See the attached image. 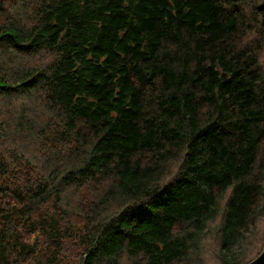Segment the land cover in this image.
<instances>
[{
    "label": "trees",
    "instance_id": "1",
    "mask_svg": "<svg viewBox=\"0 0 264 264\" xmlns=\"http://www.w3.org/2000/svg\"><path fill=\"white\" fill-rule=\"evenodd\" d=\"M263 20L264 0H0V264H62L63 190L91 182L105 187L72 209L87 213L77 264H190L219 215V264L251 261L264 70L239 34L261 46ZM15 96L52 117L3 123ZM24 131L49 158L34 178L6 144ZM60 138L74 158L53 151Z\"/></svg>",
    "mask_w": 264,
    "mask_h": 264
},
{
    "label": "rangeland",
    "instance_id": "2",
    "mask_svg": "<svg viewBox=\"0 0 264 264\" xmlns=\"http://www.w3.org/2000/svg\"><path fill=\"white\" fill-rule=\"evenodd\" d=\"M239 36H241V46L242 49H244L245 43L252 41L251 47L254 48L256 51H258L257 59L259 61L260 66L264 70V43L261 44V46L256 45L258 38H245V32H242V29L240 31ZM257 37V36H256ZM49 57L47 55H42L39 57H34L33 60L30 62L32 66H43ZM38 100H41L38 98ZM12 101V102H11ZM11 101L9 100V103L7 105H4V107L1 108V114L3 116L4 122L10 121L9 118L15 119L19 114H22L24 111H32L33 113L28 114L29 120L32 122L37 121L40 123H43L47 120V118H51L50 115L51 111L47 110V103L44 101L45 104L39 103L36 100H28L24 98L23 96H20L17 98V96L12 97ZM36 102H38L41 107L37 108ZM39 118V119H38ZM53 122V119H51ZM54 123V122H53ZM57 127V126H56ZM21 135H19L18 140L17 138H11L9 134V139L6 140V144L9 146L13 152L15 150L20 149L17 153H21L26 156V158L30 161V164L32 165L31 170L27 171L23 168L19 167L21 169V174L17 173L19 176L23 178H34L39 175H42V172L47 171L49 168L45 166L44 164H47L49 158L48 155L42 154V148L40 144L44 141L42 139V136L38 133H35L34 135H27L26 131L21 132ZM10 140L13 142L11 143ZM60 144L58 143L57 149H53V151H56V153H61L62 157H67L69 159V156L74 158L76 155V152L72 151V144H67L64 142L63 138H60ZM73 142V141H72ZM13 144V145H12ZM17 146V147H16ZM145 165V163L142 164V167ZM50 167H54L55 165H49ZM45 168V169H42ZM59 171H63L64 166H60ZM256 176L260 177V179H264V175L262 176V169L260 167L255 169ZM11 175H13V165L12 169L10 170ZM12 177V176H11ZM166 177L159 179L161 183L166 182ZM105 187L104 182L95 183L91 182L90 184L81 187L70 190V192H66L63 190L64 194L61 198L60 206L62 209L61 213H64L66 211L67 216L65 217L66 220L69 219V212L71 211L72 214V221L71 225H68L65 228L64 222H61V226L64 229V234H62V246H63V256L60 258V262L62 264H77L79 261L80 253L82 252L81 249V240H79L81 232L83 229H85V220L86 215L81 217L80 212L82 209H80L79 214H75L72 209L75 208H83L84 212H87L86 208L93 205L95 207L98 204V196L103 191V188ZM66 192V193H65ZM66 194V195H65ZM68 199V201H67ZM2 200L0 196V201ZM71 204V207H69V204ZM47 203H44V205ZM259 206H264V194L260 200ZM221 215H219L214 223H211L208 225V231L204 235L203 240L201 241V254L198 256L197 261H194L190 264H219L218 260V254H219V237L218 232L216 231L217 225L219 223V219H221ZM70 234V237L68 236ZM245 250L247 251V255L245 257V261L253 259L254 255H256L258 252H261L264 246V211L262 216L257 220L255 223V227L252 229V232L250 233L247 241L244 243ZM258 256V255H257ZM38 258V256H37ZM37 260H34L33 263H36ZM42 263V262H39Z\"/></svg>",
    "mask_w": 264,
    "mask_h": 264
},
{
    "label": "water",
    "instance_id": "3",
    "mask_svg": "<svg viewBox=\"0 0 264 264\" xmlns=\"http://www.w3.org/2000/svg\"><path fill=\"white\" fill-rule=\"evenodd\" d=\"M247 264H264V247L261 250V252L258 254V256H256L255 259L249 261Z\"/></svg>",
    "mask_w": 264,
    "mask_h": 264
},
{
    "label": "bare ground",
    "instance_id": "4",
    "mask_svg": "<svg viewBox=\"0 0 264 264\" xmlns=\"http://www.w3.org/2000/svg\"><path fill=\"white\" fill-rule=\"evenodd\" d=\"M264 21V20H263Z\"/></svg>",
    "mask_w": 264,
    "mask_h": 264
}]
</instances>
